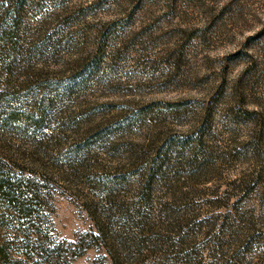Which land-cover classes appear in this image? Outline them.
Segmentation results:
<instances>
[{
  "label": "rangeland",
  "instance_id": "374dc122",
  "mask_svg": "<svg viewBox=\"0 0 264 264\" xmlns=\"http://www.w3.org/2000/svg\"><path fill=\"white\" fill-rule=\"evenodd\" d=\"M0 157L60 240L127 218L132 264H264V0H0Z\"/></svg>",
  "mask_w": 264,
  "mask_h": 264
},
{
  "label": "trees",
  "instance_id": "16d2710c",
  "mask_svg": "<svg viewBox=\"0 0 264 264\" xmlns=\"http://www.w3.org/2000/svg\"><path fill=\"white\" fill-rule=\"evenodd\" d=\"M6 89L9 90L8 86ZM13 116V112H10L9 117L13 118ZM18 168H20L19 165L14 164L11 159L0 157V214H4L2 211L6 209L11 212L12 218L20 223L21 235L14 241L23 255V258L12 259L8 255L7 244H0L2 264H73L75 258L83 256L94 247L104 249L105 253L111 256L114 264H132L129 258L120 259L119 255L122 250L130 252L135 248L133 238H129L128 233L134 231L133 229L137 227L136 223L126 218V222H121L118 227L119 233L113 231L111 227L108 228L109 223L106 221L101 224L103 226L97 222L95 233L88 232L72 241L60 240L56 235L54 236L49 217L44 213L42 201L38 195L40 189L38 181L18 171L20 170ZM116 182L120 184L118 180ZM116 182L109 181L110 186L115 187ZM109 192L111 193L112 190L110 189ZM140 199L141 202L145 200L142 197ZM133 203L134 201L130 202L126 199L106 201L110 207L117 209L125 205L132 207ZM92 209L94 214L98 212L97 205L92 206ZM121 228L124 231L122 234L126 232V236L121 234ZM20 237L22 239H19Z\"/></svg>",
  "mask_w": 264,
  "mask_h": 264
}]
</instances>
